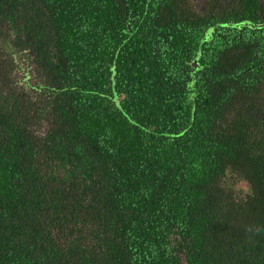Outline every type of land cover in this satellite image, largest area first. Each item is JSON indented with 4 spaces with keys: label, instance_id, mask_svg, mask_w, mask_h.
<instances>
[{
    "label": "trees",
    "instance_id": "16d2710c",
    "mask_svg": "<svg viewBox=\"0 0 264 264\" xmlns=\"http://www.w3.org/2000/svg\"><path fill=\"white\" fill-rule=\"evenodd\" d=\"M244 22L264 0H0V264H264Z\"/></svg>",
    "mask_w": 264,
    "mask_h": 264
},
{
    "label": "water",
    "instance_id": "95a60500",
    "mask_svg": "<svg viewBox=\"0 0 264 264\" xmlns=\"http://www.w3.org/2000/svg\"><path fill=\"white\" fill-rule=\"evenodd\" d=\"M242 25H248V26H251V27H255V26L261 27V26H264V23L261 24V25H258V24L255 25V24H252V23L244 22V23H242ZM192 65L194 67H196L197 66L196 61L192 62Z\"/></svg>",
    "mask_w": 264,
    "mask_h": 264
}]
</instances>
